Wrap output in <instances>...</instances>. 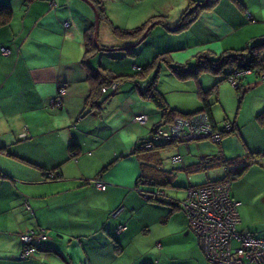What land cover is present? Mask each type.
Segmentation results:
<instances>
[{
  "label": "crops",
  "instance_id": "1",
  "mask_svg": "<svg viewBox=\"0 0 264 264\" xmlns=\"http://www.w3.org/2000/svg\"><path fill=\"white\" fill-rule=\"evenodd\" d=\"M83 1L0 0L11 8L0 24V264H207L183 210L169 202L176 198L159 189L171 171L158 165L153 170L157 184L145 188L159 199L134 187L139 167L131 150L137 138L148 135L160 111L132 82H121L114 91L95 89L98 104L85 101L95 88L86 77L92 68L116 72L90 63L96 51L83 61L85 33L94 17ZM99 1L106 17L99 21L110 27L107 0ZM192 1L171 19L161 16L165 28L156 18L160 14L139 19V24L157 19L147 30L154 29L158 40L152 38L154 51L188 63L197 52L216 54L264 36V0H213L174 30L182 8ZM110 42L100 41V46L122 44ZM173 50L180 53L172 55ZM62 85L56 108L51 98ZM137 114L146 120L138 123ZM235 135L241 150L231 154L261 151L232 179V197L240 202L236 228L262 236L264 180L260 186L248 173L264 176V136L252 139L239 130ZM223 146L219 141L216 150L197 153L200 157L220 149L225 154ZM54 168L59 178H47L45 171ZM98 173L104 189L91 182ZM38 228H45L47 238L38 240L30 255L18 256L24 245L19 233Z\"/></svg>",
  "mask_w": 264,
  "mask_h": 264
},
{
  "label": "rangeland",
  "instance_id": "2",
  "mask_svg": "<svg viewBox=\"0 0 264 264\" xmlns=\"http://www.w3.org/2000/svg\"><path fill=\"white\" fill-rule=\"evenodd\" d=\"M129 1L130 0L106 1V13L112 25H118L121 28H131L139 24V19H142L144 15L151 12L153 13L152 15L160 14L156 16L158 19L163 15H165L163 18L167 20L171 19L179 13L180 7H183L187 0H139L136 3H130ZM83 2L87 8L91 9L93 16L94 8L85 0ZM159 24L165 28L162 23ZM154 37L153 29L152 32L149 31L143 39L134 44L135 40L133 42L131 40L126 41L120 36L115 35L110 27L105 26L102 21L98 20L95 32V40L97 44L100 45V41L105 43L112 41L110 43H115L113 40H116L117 42L121 41L122 44L116 43L120 46L111 49H108L109 47H106L107 49H98L95 44L96 52L88 59L91 64H105L107 68L116 73L132 72L135 70L133 64H145L152 59V55L158 53L157 50L154 51L155 43L153 40L158 41L157 39H154ZM253 41V39L250 40V43ZM128 46L132 47L133 53L128 51ZM170 53L176 55L180 52L173 50ZM71 55L73 56V54ZM262 57H264V51ZM189 60L191 61L183 63L192 66L194 64L193 60L195 59L191 57ZM172 62L176 61L172 60ZM159 64L160 67L156 85L164 94V97L170 106L176 107L182 111H189L197 108L200 105V100L197 96V85L199 84L203 89L210 88L211 90V93L208 94V100L210 102L211 113L216 121L217 128H221L224 121H235L241 135L246 133L247 137H251L252 139H258L264 136V126H258L255 118V114L264 106V80H262L253 70L242 74L241 87L236 89L229 80L221 78V73H212L209 70L201 69L198 72L196 82L194 77H187L184 79L177 78L172 71H170L164 59H162ZM234 71L241 73L239 70L234 69ZM125 83L131 84L128 81ZM145 120L146 118L143 119V122ZM143 122L138 121V123ZM159 142L160 141H156V143ZM220 143L221 145L224 144L222 149L226 156L234 155L231 153H238L241 150L238 145H242V142L233 133H224L221 137ZM217 148L218 142L211 141L209 138H202L196 140L191 139L186 142L180 141L161 149L159 151V157L161 158L160 165L162 168L171 171V179H169L170 184L165 183L160 185L161 189L166 190L165 195L171 196L180 201L186 195L185 187L188 184L200 183L207 179L212 180L222 177L226 171L225 166L219 162H214L211 166L206 168L201 167L193 170H186L183 165V163L197 161L199 159L198 151H208L209 149L216 150ZM175 154H180L181 159H174L172 156ZM258 173V171H251L248 173V176L254 179V183L260 185L263 183L264 176L262 178ZM233 180H230L231 197L233 196L234 191L232 189ZM147 185L142 184L139 187L145 189ZM253 191L255 190L253 189ZM239 204L240 202L238 203L237 209L240 206ZM261 205L262 202L259 201L257 207H261ZM255 212H257L256 209Z\"/></svg>",
  "mask_w": 264,
  "mask_h": 264
},
{
  "label": "trees",
  "instance_id": "3",
  "mask_svg": "<svg viewBox=\"0 0 264 264\" xmlns=\"http://www.w3.org/2000/svg\"><path fill=\"white\" fill-rule=\"evenodd\" d=\"M91 2L98 14V20L102 18L103 19L106 18L105 13L103 11L102 2L99 0H91ZM195 2H197V0L189 2L185 6V8L181 11L179 19L175 23L174 30H178L186 26L187 23L192 18L196 17V14L200 9L209 6L213 2V0H207L203 7L196 6L193 8L192 4ZM10 15H11V8L7 4L0 3V24L6 22L7 19L10 17ZM149 22H151V20H147L131 28H127V27L121 28L118 25H112V23L108 20V23L110 24V29L115 35L120 36L123 39L131 40L132 42L141 35V33L143 32V30L145 29V27ZM162 22H164L163 19L158 20V23H162ZM92 32H93V26H91L90 30L85 33L86 41H85V54L83 56V61H85L92 52L96 51L95 50L96 46L93 42ZM106 47L107 48L109 47L108 49L114 48V46H106ZM128 51L133 53V49L131 46H128ZM263 51H264V36L254 40L253 42L243 47L227 48L216 54L207 51L197 52L194 55L195 60H193L194 64L192 66H188L187 64L181 62H172V60H170L169 57L167 56L166 51H160L156 53V55L147 63L143 65H134L135 70L132 72L116 73L112 75L109 71L106 72L103 67H95L92 68L87 73L86 75L87 79L91 83L95 82V88L93 87L90 90L89 94L86 96L85 98L86 102H92V103L95 102L98 104V100H97L98 95L96 94V92L94 93L95 89L96 91L99 90V92H105L107 91V89H109L110 91H114L119 83L128 81V82H132V84L138 89L140 95L143 98L150 100L160 111L159 119L155 124L151 126L148 135L137 138L133 146V149L131 150V153H133L138 160V167H139L138 174L136 175L135 178V184H134L135 188H137L141 193L147 195L149 199L156 200L160 198V196L156 195L155 192L146 191V189H142L139 186H141L142 184L145 185L157 184L156 181L157 178L153 176V172H154L153 170L155 171L159 170L157 169V166L160 165L161 162L160 161L161 158L159 157L160 149L176 144L177 142L180 141H187V140H166L164 138L159 137V133L157 132V130L159 128L168 127V125L173 121V119L176 116H181V115L186 116L189 115L190 113L202 111L207 115L208 123L210 124L211 130L217 131L220 134L219 140H213L210 138V136L207 135L193 138V140L201 139V138H209L211 141H215L219 143L224 133L230 132L233 134L234 133L238 134V127L235 121L233 122L224 121L223 126L221 128H217L216 121L214 120L213 115L211 113L210 102L208 100V94L211 93L210 88L203 89L199 84L197 85V96L198 99L200 100V105L193 110L182 111L176 107L170 106V104H168L167 100L165 99L164 94L158 89L156 85L158 71L160 67L159 64L160 61L164 59L170 71H172V73L179 79L194 77L197 82V75L201 69L209 70L212 73H219V74L221 73L222 74L221 78H226V79H227V74L231 73L234 69L239 71L249 69V71L253 70L257 75L260 76L262 80H264L262 78V74H264V57H262ZM242 74L240 75V80L238 84L234 85L236 89H239L241 87ZM112 84H114V88L112 87ZM60 87L61 86H59L58 88ZM55 96H58V89ZM51 105L56 108L60 107L61 97H60V103L58 104L51 103ZM255 118L257 125L264 126V106L255 114ZM156 141H160V142L156 143ZM72 145L73 144H70V147ZM69 152L71 155L74 156L75 151L72 148L70 149ZM260 153H261L260 150H254L251 152L249 151V153L246 156H244V154L226 156L225 154H223L222 150L218 149L215 153L201 155L197 161H194L193 163L184 166V169L193 170L201 167L206 168L208 166H211L214 162H219L225 166L226 172L222 177H219L217 179L203 181L195 184H188L185 187L186 192L190 186L199 185L205 182L218 181V180H228L230 182V180H232L235 176H237L246 167L247 165L246 161L247 162L251 161L249 157L253 158L254 156L259 155ZM176 159H179V155L178 158ZM49 172H53L52 175H50ZM45 174L47 178L50 179H56L59 178L60 176L59 170L55 168L46 170ZM101 179L102 178L98 173L97 175L92 177L91 182H93L97 188L104 189L105 182ZM97 180H101L104 182L103 188H100L97 185L96 183ZM166 181H167L166 184H170L169 179H167ZM229 194H230V187H229ZM185 198L186 195L180 201L174 199L169 202L173 206L175 205L183 210L187 222V227L190 229L188 225V218L186 215V211L182 206V202L185 200ZM24 204L27 208L29 207L27 202H25ZM119 225H123V224H119ZM38 229H42L46 234L45 238H47L48 235L46 233L45 228H38ZM194 235L196 236L195 233ZM253 235L257 236L255 234ZM262 236H257V237H262ZM35 247L36 250L37 245Z\"/></svg>",
  "mask_w": 264,
  "mask_h": 264
},
{
  "label": "built area",
  "instance_id": "4",
  "mask_svg": "<svg viewBox=\"0 0 264 264\" xmlns=\"http://www.w3.org/2000/svg\"><path fill=\"white\" fill-rule=\"evenodd\" d=\"M249 16V13H246ZM3 52L7 48L2 47ZM241 73L232 71L227 74V80L237 85ZM264 79V74H262ZM114 88V84H112ZM65 87L58 88V96L51 98V102L60 103V97ZM145 115L137 114L135 120L142 121ZM159 137L166 140H188L201 136H210L219 140L220 134L212 131L207 115L202 112L190 113L186 116H176L168 127L157 130ZM174 159L178 155L173 156ZM53 172H49L52 175ZM100 188L104 182L97 180ZM230 182L218 180L192 185L187 189L186 198L182 206L186 211L188 225L196 234L198 244L208 264H264V236L257 237L248 231L238 230L239 220L236 206L238 202L229 194ZM28 206V205H27ZM119 225L117 229H122ZM24 245L19 252L20 257L30 255L35 251L36 242L46 237L42 229H28L19 233Z\"/></svg>",
  "mask_w": 264,
  "mask_h": 264
},
{
  "label": "water",
  "instance_id": "5",
  "mask_svg": "<svg viewBox=\"0 0 264 264\" xmlns=\"http://www.w3.org/2000/svg\"><path fill=\"white\" fill-rule=\"evenodd\" d=\"M86 2H88L91 6L92 2L91 0H85ZM207 0H201V1H197L195 3L192 4V7H196V6H200L203 7L205 5ZM94 8V7H93ZM97 22H98V14L96 12V10L94 9V17H93V33H92V37H93V42L94 44H96L98 49H107L106 47L100 46L99 44H97L96 40H95V32L97 29ZM154 22L151 21L147 24V26L145 27V29L143 30V32L141 33V35L137 38V40H135V43H138L141 39H143V37L145 36V34L147 33L148 28L153 24Z\"/></svg>",
  "mask_w": 264,
  "mask_h": 264
}]
</instances>
